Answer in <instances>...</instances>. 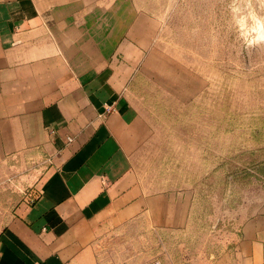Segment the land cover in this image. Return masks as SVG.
<instances>
[{
  "label": "crops",
  "instance_id": "crops-1",
  "mask_svg": "<svg viewBox=\"0 0 264 264\" xmlns=\"http://www.w3.org/2000/svg\"><path fill=\"white\" fill-rule=\"evenodd\" d=\"M155 30L134 0H0V171L42 162L11 168L36 191L0 229V264H101V239L188 225L192 193L153 191L132 165L149 127L129 98ZM253 160L260 189L208 264H264V136Z\"/></svg>",
  "mask_w": 264,
  "mask_h": 264
},
{
  "label": "rangeland",
  "instance_id": "rangeland-1",
  "mask_svg": "<svg viewBox=\"0 0 264 264\" xmlns=\"http://www.w3.org/2000/svg\"><path fill=\"white\" fill-rule=\"evenodd\" d=\"M134 1L156 30L129 98L149 127L132 165L149 189L189 190L192 204L188 225L163 241L130 230L101 239L100 263L208 264L260 189L252 168L264 136V0ZM41 164L20 158L0 171V229L36 191L11 168Z\"/></svg>",
  "mask_w": 264,
  "mask_h": 264
},
{
  "label": "built area",
  "instance_id": "built-area-1",
  "mask_svg": "<svg viewBox=\"0 0 264 264\" xmlns=\"http://www.w3.org/2000/svg\"><path fill=\"white\" fill-rule=\"evenodd\" d=\"M151 264H157V262H152Z\"/></svg>",
  "mask_w": 264,
  "mask_h": 264
}]
</instances>
